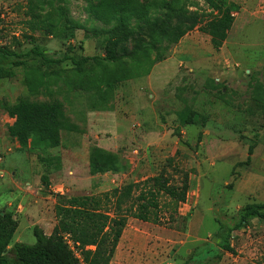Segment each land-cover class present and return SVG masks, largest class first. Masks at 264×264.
<instances>
[{
	"label": "rangeland",
	"instance_id": "obj_1",
	"mask_svg": "<svg viewBox=\"0 0 264 264\" xmlns=\"http://www.w3.org/2000/svg\"><path fill=\"white\" fill-rule=\"evenodd\" d=\"M180 1L189 11L211 18L203 0ZM229 1L240 10L218 51L208 36L189 33L147 77L119 86L107 110L95 105L94 96L71 91L58 80L30 95L20 69L14 78L0 80V104H13L19 97L54 98L79 129L62 131L58 148L21 149L8 134L14 120L0 109V209L19 221L8 249L16 242L33 245L35 226L51 234L57 196H100L162 170L174 183L184 174L189 178L178 221L161 226L129 218L110 264H203L205 254L214 253L210 258L220 250L226 225L237 212L247 204L264 203V105L254 89L264 65V0ZM61 7L67 18L85 28L102 27L86 13L85 0H52L36 14L44 18ZM28 20L26 0H0V46L20 43L26 52L31 36L47 53L103 56L97 40L87 39L83 31L56 38L31 33ZM68 68L65 63L43 72ZM250 147L253 153L246 163ZM93 148L117 154L127 169L91 175ZM40 156L50 158V165L42 164ZM167 219V214L161 216V222ZM230 244L234 254L220 250L216 264H264V223L253 220L234 231Z\"/></svg>",
	"mask_w": 264,
	"mask_h": 264
},
{
	"label": "trees",
	"instance_id": "obj_2",
	"mask_svg": "<svg viewBox=\"0 0 264 264\" xmlns=\"http://www.w3.org/2000/svg\"><path fill=\"white\" fill-rule=\"evenodd\" d=\"M26 1L31 33L43 31L48 36L63 38L83 31L87 39L97 40L103 56L77 58L60 52L47 53L28 36L30 48L26 52L20 50V43L15 48L0 46V80L14 78L15 71L20 69L30 95L39 94L51 81L58 80L71 91L94 96L95 105L99 103L98 107L104 110L119 86L147 77L154 65L165 61L171 48L189 33L197 30L208 36L211 48L218 51L240 10L229 0H203L211 10V18L207 19L205 14L189 11L180 0H85L86 13L102 25L88 29L67 18L62 7L44 18L36 14L51 5L52 0ZM65 63L68 69L53 70L52 74L43 72ZM261 80L255 81L254 89L264 105V65ZM0 109L14 120L8 134L21 149H55L61 144L62 131L79 133L78 127L66 117L63 104L54 98L32 101L19 97L13 104L2 102ZM186 121L191 123L189 119ZM252 153L250 147L246 163ZM38 159L45 165L51 163L50 158ZM88 161L93 176L118 174L127 169L117 154L100 148L91 150ZM42 181L48 185L46 176ZM188 191L187 174L174 183L162 170L157 176L100 196H57L51 234L46 235L35 226L33 245L16 242L11 249L8 248L19 221L14 213L0 209V264H12L14 260L21 264H78L64 240L66 236L85 264H110L129 218L154 225H173L179 219L178 208L185 204ZM163 214L168 217L165 223L161 222ZM253 220L264 223V203L245 205L226 225L219 245L222 253L234 254L230 244L232 233L249 226ZM219 251L210 258L214 253L205 254L203 264H216L222 257Z\"/></svg>",
	"mask_w": 264,
	"mask_h": 264
},
{
	"label": "built area",
	"instance_id": "obj_3",
	"mask_svg": "<svg viewBox=\"0 0 264 264\" xmlns=\"http://www.w3.org/2000/svg\"><path fill=\"white\" fill-rule=\"evenodd\" d=\"M64 240L66 241L69 249L73 252L75 258L78 260V264H85L82 260L80 253L76 251V246L70 241V239L66 236ZM90 249H93V247H90Z\"/></svg>",
	"mask_w": 264,
	"mask_h": 264
}]
</instances>
